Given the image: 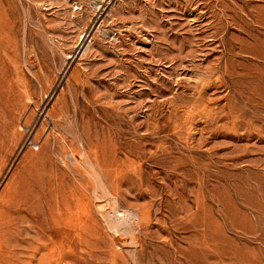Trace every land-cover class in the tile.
Here are the masks:
<instances>
[{
	"label": "rangeland",
	"instance_id": "1",
	"mask_svg": "<svg viewBox=\"0 0 264 264\" xmlns=\"http://www.w3.org/2000/svg\"><path fill=\"white\" fill-rule=\"evenodd\" d=\"M0 264H264V0H0Z\"/></svg>",
	"mask_w": 264,
	"mask_h": 264
},
{
	"label": "bare ground",
	"instance_id": "2",
	"mask_svg": "<svg viewBox=\"0 0 264 264\" xmlns=\"http://www.w3.org/2000/svg\"><path fill=\"white\" fill-rule=\"evenodd\" d=\"M99 14V13H98ZM186 14V13H185ZM190 16V15H189ZM95 20H97V19H95ZM90 22V21H89ZM92 23V22H91ZM176 23V22H175ZM195 23V22H194ZM113 25V24H112ZM194 29V28H193ZM133 33V32H132ZM159 36V35H158ZM197 37V36H196ZM83 42V41H82ZM216 42V41H215ZM88 50V48L86 49V51ZM199 59V58H198ZM194 64V63H193ZM200 66V65H199ZM199 66H197V67H199ZM175 67V66H174ZM196 67V66H195ZM192 68V67H191ZM190 71V70H189ZM193 72V71H192ZM205 72V71H204ZM191 73V72H190ZM199 73H201V72H199ZM180 74V73H179ZM196 74V73H195ZM194 74V75H195ZM199 76V75H198ZM179 79V78H178ZM162 80V79H161ZM173 80V79H172ZM157 85V84H156ZM205 86V85H204ZM206 89V88H205ZM198 92V91H197ZM198 96V95H197ZM199 96H201V95H199ZM24 131V130H23ZM28 146V145H27ZM83 154V153H82ZM83 157V156H82ZM71 161V160H70ZM82 163V162H81ZM84 163V162H83ZM87 166V165H86ZM89 169V168H88ZM92 169V168H91ZM90 173V172H89ZM119 177V176H118ZM98 181V180H97ZM94 182V181H93ZM99 185V184H98ZM97 185V186H98ZM100 188V187H99ZM102 190V189H101ZM105 192V191H104ZM106 194V193H105ZM98 208V207H97ZM78 211V210H77ZM76 211V212H77ZM87 217H89L88 215H87ZM104 218V217H103ZM146 218V217H145ZM131 219V218H130ZM72 220V219H71ZM65 223V222H64ZM83 223V222H82ZM67 224V223H66ZM146 224V223H145ZM82 225V224H81ZM121 225V224H120ZM79 228V227H78ZM108 228V227H107ZM85 229V228H84ZM131 230V229H130ZM75 231V230H74ZM129 233V232H128ZM126 235V234H125ZM81 237V236H80ZM123 237V236H122ZM129 237V236H128ZM90 241V240H89ZM92 241V240H91ZM133 241V240H132ZM46 242V241H45ZM39 243H41V242H39ZM86 244V243H85ZM46 245V244H45ZM53 248H55V247H53ZM37 249V248H36ZM69 250V249H68ZM36 251V250H35ZM51 251V250H50ZM34 252V251H33ZM43 252V251H42ZM50 254V253H49ZM57 255H58V253H57ZM47 256V255H46ZM63 256V255H62ZM66 257V256H65ZM31 258V257H30ZM67 258V257H66ZM63 260H64V258H62ZM134 260V259H133ZM72 261V260H71ZM70 261V262H71ZM29 262V261H28ZM52 262V261H51ZM50 262V263H51ZM74 262V261H73ZM49 263V262H48Z\"/></svg>",
	"mask_w": 264,
	"mask_h": 264
},
{
	"label": "built area",
	"instance_id": "3",
	"mask_svg": "<svg viewBox=\"0 0 264 264\" xmlns=\"http://www.w3.org/2000/svg\"><path fill=\"white\" fill-rule=\"evenodd\" d=\"M29 143L35 147V150L39 149V146H37L33 140H30Z\"/></svg>",
	"mask_w": 264,
	"mask_h": 264
}]
</instances>
